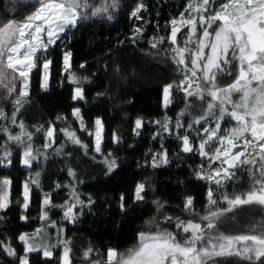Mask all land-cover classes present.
Here are the masks:
<instances>
[{
  "label": "snow or ice",
  "instance_id": "1",
  "mask_svg": "<svg viewBox=\"0 0 264 264\" xmlns=\"http://www.w3.org/2000/svg\"><path fill=\"white\" fill-rule=\"evenodd\" d=\"M120 8L121 0H105L103 4L95 0H33L30 6L24 5L22 18H0V105L10 102L13 108L12 127L0 125L3 133L0 139L4 141L0 144L3 151L0 166H15L18 161L22 171H29V177L22 183V200H17L20 221L27 219L30 186H40V172L34 175L31 172L38 164L32 162L38 157L49 158L54 129L52 122L46 129L43 125L36 128L37 132H44V151L41 152L33 140V133L27 131L23 120L19 123L17 120L25 104L30 102L32 75L39 77L40 89L47 91L58 54H62V63L58 65L61 80L66 79L73 86L71 100L76 104L72 106L74 120L67 122L69 127L61 129L65 140L53 149L52 154L71 157L74 151H82L85 156L91 155L96 166L104 169V176L114 174L119 167L114 149L107 153L103 151L105 126L102 119L97 117L93 122L94 130H90L82 118V107L87 106V86L93 81L87 75L71 71L72 54L66 46L61 48L60 45L67 41L69 33L79 30L82 23L96 19L112 21L114 12ZM144 10V0H128L123 5V11L129 13L130 19H142ZM168 24L171 30L166 36L159 35L157 30L148 37V52L145 54L159 56L161 62H170L174 66L176 75L163 86V102L167 108L174 99L183 101L174 120L175 128L182 129L183 135L176 134L174 138L181 142L177 145L180 153L200 157L199 163L191 169V175L198 182L203 181L206 188L203 211L197 212L194 198L186 195L182 210L188 219L161 215L165 204L153 198L155 213L144 221L133 247L119 254L109 248L106 260H92L93 249L89 247L83 252V262L220 264L217 258L234 257L236 264H264V0H188L179 17L167 22L166 29ZM182 28H186V35L181 32ZM178 33L184 36L183 46ZM143 36L144 27H134L130 36L125 40L118 39L116 43L138 42ZM85 68L86 62L81 63L80 69ZM114 71L118 73L119 69ZM225 76L231 82L221 86L219 81ZM103 95L104 92L96 93L97 97ZM81 101L85 104L80 105ZM185 117H190L186 127L182 123ZM0 120H8L3 106H0ZM57 120L62 118L58 115ZM75 122H79L81 133L88 132L91 147L83 143L75 131L69 130ZM152 123L159 125L153 139L159 137L161 141L160 150H150L151 167L156 169L171 163L163 133L171 131L172 120L165 114L162 120ZM141 127L142 119L137 118L132 132L140 135L138 130ZM121 140L113 130L112 145L119 147ZM68 144L78 147L70 150ZM180 153H173V156L189 158L181 157ZM148 160L149 154L146 153L145 164ZM66 167L72 179L63 186L68 189L69 199L58 206L62 212L60 222L51 221L46 210L52 206L51 197L44 193L39 213V220L43 223L33 232L20 233L17 237L24 254H18L11 245L0 244V256L10 258L9 264H17V261L18 264H30L29 254L41 252L45 258L42 264H48L53 250L58 247L63 249L59 264H72L70 241L62 238L63 222L75 224L80 212L92 206L94 201L91 195L87 201L81 198L78 186L84 181L70 162ZM245 172L248 187L238 188L239 176ZM11 184L7 177L0 179V220L8 215ZM229 185H232L231 191ZM148 187L144 182L136 184L134 203L145 201ZM56 188L60 189L61 185L57 183ZM120 200L121 212H126L125 198L121 196ZM240 206L257 207L262 213L261 221L248 233L221 232L220 222ZM74 208L79 211L74 212ZM165 225H172L175 230ZM50 228L56 229L54 242L48 231Z\"/></svg>",
  "mask_w": 264,
  "mask_h": 264
},
{
  "label": "trees",
  "instance_id": "2",
  "mask_svg": "<svg viewBox=\"0 0 264 264\" xmlns=\"http://www.w3.org/2000/svg\"><path fill=\"white\" fill-rule=\"evenodd\" d=\"M32 2L33 0H16L15 3L13 0H0V18L5 16L22 18L24 5L30 6ZM95 2L103 4L105 0H95ZM126 3L128 0H121V8L114 12L115 18L112 21L96 19L84 22L79 30H73L74 34L69 33L67 41L60 45L61 48L66 46L72 54L71 71L81 76L87 75L93 81L87 86V106L82 107V118L90 130H94L93 122L97 117L102 119L105 126L103 151L107 153L114 149L119 163L114 174L104 176V169L96 166L91 160V155L85 156L82 151H74L71 157L67 155L57 157L52 154L53 149L65 140L61 129L69 127L67 122L74 120L72 106L76 104L71 100L73 86L66 79L61 80L58 65L62 63V54H58L57 64L52 66L50 87L47 91L40 89L39 77L32 75L30 102L23 107L17 123L23 120L27 131L33 133V140L36 141V147L41 152L44 151V132H37L36 128L43 125L46 129L49 122H52L54 137L52 147L48 149L49 158L44 160L43 157H38L32 162L34 165L38 164V167H33L31 172L33 175L37 171L40 172V186H30V207L25 213L27 217L25 221L19 220L20 210L17 208V200H22V183L29 177V171H22L18 161L15 166H0V179L7 177L12 181L9 186L8 215L0 220V244L11 245L20 255L24 253L23 245L17 239L18 235L31 233L43 223L39 220V213L44 193H49L51 197L52 206L46 209L51 221L60 222L62 212L58 206L69 199L68 189L63 186L72 179L68 176L66 167V163L69 162L84 181L78 186V191L82 194L81 198L87 201L88 196L91 195L94 201L92 206L80 212L75 224L63 222L62 238L70 241L69 258L72 264H84L82 255L89 247L93 249L90 254L92 260H106L109 248L115 249L118 254L126 253L136 244V234L143 229L144 221L155 213L153 198L165 204V211L161 215L188 219L182 210L186 195L194 198L197 212L203 211L202 205L205 203L203 196L206 188L203 181L198 182L194 175H191V169L199 163L200 157L180 153L177 145L181 142L174 138L176 134L183 135V130L176 129L174 124L176 114L183 107V101L174 99L167 108L162 102L163 86L171 82L176 75L174 66L170 62H161L159 56L145 54L148 52V37L157 30L159 35L166 36L171 30L169 24L166 29L167 22L179 16L188 0H144L146 10L142 12L140 20L130 19L129 13L123 11V5ZM140 26L144 27L142 40L138 42L126 40L123 45L116 43L118 39L125 40L132 34L134 27ZM181 32L186 35V28H182ZM178 37L183 46L184 36L178 33ZM85 62L86 68L82 71L80 64ZM116 68L119 69L118 73L114 71ZM230 82L231 80L226 76L219 81L221 86ZM97 92H104L105 95L97 97ZM84 104V101L80 102V105ZM0 106L5 108L8 117L7 121L0 120V125L7 124L12 127L11 103L7 102ZM165 114L172 120L171 131L163 133L171 163L153 169L150 154L160 150L161 141L159 137L153 139V134L159 125L152 121L162 120ZM58 115L62 120H57ZM137 118L142 119L140 135L132 132ZM189 118L185 117L182 121L185 127ZM69 130L75 131L83 143L92 146L88 132H80L79 122L72 124ZM113 130L122 138L119 147L111 143ZM16 131L19 129L17 128ZM2 135L3 133L0 132V136ZM3 143V139H0V144ZM74 147L78 146L68 144L70 150ZM146 153L149 154L147 164H145ZM173 153H180L181 157L189 158L177 159ZM0 155H3L2 150ZM138 182L149 185L145 201L139 204L134 203L135 186ZM57 183L61 185L60 189L56 188ZM236 186L248 187L247 172L239 176ZM231 188L232 185H229V191ZM121 196L125 198L127 209L123 213L120 208ZM73 211L79 210L74 208ZM192 218L197 219V217ZM261 219L262 213L257 207L240 206L234 209V214H229L220 222L219 229L225 234L248 233ZM165 226L175 230L172 225ZM48 231L54 242L56 229L50 228ZM62 251V247L54 249L53 257L48 260V264H59ZM29 259L30 264H42L45 258L41 252L29 254ZM217 259L220 260V264H236L234 257ZM9 260L7 256H0V264H9Z\"/></svg>",
  "mask_w": 264,
  "mask_h": 264
},
{
  "label": "rangeland",
  "instance_id": "3",
  "mask_svg": "<svg viewBox=\"0 0 264 264\" xmlns=\"http://www.w3.org/2000/svg\"><path fill=\"white\" fill-rule=\"evenodd\" d=\"M178 17H179V16H178ZM178 17H177V18H178ZM168 26L171 28V25H170V24H169ZM45 38H46V37H45ZM162 102H163V94H162ZM163 104H164V102H163ZM139 130H140V129H139ZM139 130H138V131H139ZM53 137H54V135H53ZM53 137L51 138L52 141H53Z\"/></svg>",
  "mask_w": 264,
  "mask_h": 264
}]
</instances>
